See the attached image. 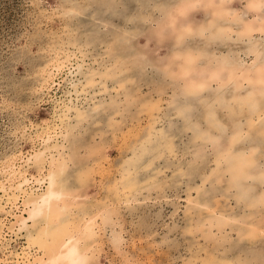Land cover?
I'll return each instance as SVG.
<instances>
[{
  "label": "rangeland",
  "instance_id": "374dc122",
  "mask_svg": "<svg viewBox=\"0 0 264 264\" xmlns=\"http://www.w3.org/2000/svg\"><path fill=\"white\" fill-rule=\"evenodd\" d=\"M209 2L0 0V264H43L58 243L46 235L38 246L33 236L54 226L75 235L91 216L85 264H264V85L253 81L264 68L254 20L264 3L254 13L247 0ZM245 24L255 28L251 42ZM233 69L249 70L254 86L228 81ZM254 103L262 115L248 112ZM52 173L62 193L53 219L24 228L26 198L44 194ZM23 177L29 183L16 191Z\"/></svg>",
  "mask_w": 264,
  "mask_h": 264
},
{
  "label": "bare ground",
  "instance_id": "6f19581e",
  "mask_svg": "<svg viewBox=\"0 0 264 264\" xmlns=\"http://www.w3.org/2000/svg\"><path fill=\"white\" fill-rule=\"evenodd\" d=\"M201 1V0H200ZM220 1V3L223 5L224 3H226L227 2V4H228V2H230V1H232V0H219ZM247 2H248V10L250 11V12H254V13H258V12H261V4H263L264 3V0H247ZM209 4H214V0H210V2H209ZM176 5V4H175ZM179 5V4H178ZM225 5V4H224ZM186 6V5H185ZM156 7V6H155ZM209 7V6H208ZM184 8H187V7H184ZM152 10H154V9H152ZM157 10H159V8L157 9ZM179 10H183V7H180L179 8ZM263 10V9H262ZM160 11H162V10H160ZM175 12H177L176 10H175ZM216 12V14L219 16V15H224V16H231L230 14H229V12H228V10H224V8H218V10H216L215 11ZM264 12V11H263ZM174 13V12H173ZM262 13V12H261ZM76 14V13H75ZM176 16V15H175ZM255 16V19L254 20H256V22L260 25V27H258V30L259 29H264V28H261V23L264 21V17H262V18H259L258 17V14H256V15H254ZM160 17V16H159ZM177 17V16H176ZM182 17H183V15H182ZM169 19V18H168ZM179 19H180V17H179ZM128 21V20H127ZM132 21V20H131ZM212 21V20H211ZM130 22V21H129ZM133 22V21H132ZM255 23V22H254ZM188 24V23H187ZM186 24V25H187ZM214 24V23H213ZM134 25V24H133ZM183 25V24H182ZM246 26H245V28H244V32L247 34V37L249 36L250 38L248 39L250 42H251V39L253 40V38L251 37L252 35H253V33H254V30H255V28L253 27V26H251L250 24H245ZM78 26V25H77ZM105 26V25H104ZM192 26V25H191ZM133 27H135V25L133 26ZM84 28V27H83ZM103 28V27H102ZM108 28V27H107ZM139 28V27H138ZM218 28H221L222 29V27H218ZM182 29V28H181ZM229 30V29H228ZM185 31V30H184ZM193 31H194V29H193ZM216 31H218V30H216ZM225 31V30H224ZM227 31V30H226ZM230 31V30H229ZM100 32V31H99ZM138 32V31H137ZM182 32V31H181ZM220 32V31H219ZM228 32V31H227ZM234 32V31H233ZM186 32H184V34H185ZM218 33V32H217ZM264 33V32H263ZM74 34V33H73ZM222 34H223V32H222ZM180 35V34H179ZM218 35V34H217ZM221 35V34H220ZM220 35H218V36H220ZM258 35H259V33H258ZM257 35V36H258ZM99 36V35H98ZM101 36V35H100ZM125 36V35H124ZM182 36V35H181ZM194 36H196V35H194ZM210 36V35H209ZM215 37V36H214ZM261 37H262V35H261ZM217 38V37H216ZM259 38V37H258ZM97 39H98V37H97ZM208 39V38H207ZM93 40V39H92ZM209 40V39H208ZM247 40V41H248ZM98 41H100V40H98ZM233 42V41H232ZM261 42V41H260ZM218 46V45H217ZM249 47V46H248ZM247 47V48H248ZM84 48V47H83ZM122 49V48H121ZM255 49V48H254ZM257 49V48H256ZM127 50V49H126ZM254 51V50H253ZM176 52V51H175ZM200 52H201V50H200ZM72 53V52H71ZM70 53V54H71ZM126 53H127V51H126ZM260 53V52H259ZM65 55V54H64ZM122 55H124V54H122ZM171 55V54H170ZM221 55V54H220ZM126 56V55H125ZM124 56V57H125ZM129 56V55H128ZM209 56V55H208ZM67 57V56H66ZM74 57V56H73ZM148 57V56H147ZM174 57V56H173ZM251 57V56H250ZM261 57V56H260ZM55 58V57H54ZM82 58V57H81ZM91 58V57H90ZM264 58V57H263ZM64 59V58H63ZM129 59V58H128ZM192 59V58H191ZM94 60V59H93ZM121 60H123V59H121ZM70 61V60H69ZM73 61V60H72ZM78 61V60H77ZM149 61H150V59H149ZM190 61V60H189ZM193 61V60H192ZM202 61V60H201ZM251 61V60H250ZM162 62V61H161ZM160 62V63H161ZM176 62V61H175ZM76 63V62H75ZM82 63V62H81ZM103 63V62H102ZM105 63V62H104ZM125 63V62H124ZM128 63V62H127ZM188 63V62H187ZM192 63V62H191ZM252 63V62H251ZM56 64V63H55ZM59 64H61V63H59ZM84 64V63H83ZM87 64V63H86ZM91 64V63H90ZM162 64V63H161ZM173 64V63H172ZM183 64V63H182ZM186 64V63H185ZM249 64V63H248ZM73 65V64H72ZM72 65H70V66H72ZM106 65V64H105ZM120 65L122 66V64L120 63ZM123 65H125V64H123ZM150 65V64H149ZM152 65V64H151ZM157 65V64H156ZM188 65V64H187ZM191 65V64H190ZM81 66H83V65H81ZM129 66V65H128ZM147 66V65H146ZM145 66V67H146ZM176 66H178L177 64H176ZM52 67V66H51ZM55 67H56V65H55ZM76 67V66H75ZM107 67V66H106ZM109 67V66H108ZM149 67H151V66H149ZM186 67H188V66H186ZM81 67H78V69H77V73H81L82 71H81V69H80ZM122 68V67H121ZM153 68V67H152ZM92 69V68H91ZM99 69V68H98ZM116 69V68H115ZM120 69V68H119ZM149 69V68H148ZM178 69V68H177ZM183 70L185 69V68H182ZM55 70V69H54ZM102 70V69H101ZM106 70V69H105ZM113 71H114V69H112ZM125 70V69H124ZM158 70V69H157ZM190 70V69H189ZM50 71V70H49ZM120 71V70H119ZM118 71V72H119ZM146 71V70H145ZM152 71H154V70H152ZM151 71V72H152ZM174 71V70H173ZM177 71V70H176ZM181 71V70H180ZM88 72V71H87ZM117 72V73H118ZM123 72V71H122ZM124 72H126V71H124ZM134 72V71H133ZM150 72V73H151ZM165 72H166V70H165ZM175 72V71H174ZM186 72V71H185ZM242 72V73H241ZM251 72V71H250ZM89 73V72H88ZM114 73V72H113ZM144 73V72H143ZM149 73V72H148ZM188 73V72H187ZM206 73V72H205ZM216 73L217 72H212V74H211V76H212V78H214L215 79V81L216 80H219V82H223V81H226L225 79H220L217 75H218V73H217V75H216ZM73 74V73H72ZM125 74V73H124ZM133 74V73H132ZM135 74V73H134ZM154 74V73H153ZM155 74H157V73H155ZM201 74V73H200ZM228 74V73H227ZM77 75V74H76ZM136 75V74H135ZM191 75V74H190ZM209 75V74H208ZM47 76V75H46ZM93 76H95V75H93ZM119 76V75H118ZM132 76V75H131ZM137 76V75H136ZM145 76V75H144ZM151 76V75H150ZM184 76V75H183ZM193 76V75H192ZM124 77V76H123ZM127 77V76H126ZM125 77V78H126ZM129 77V76H128ZM81 78V77H80ZM85 78V77H84ZM116 78V77H115ZM139 78V77H138ZM147 77H145V79H146ZM179 78V77H178ZM77 79V78H76ZM79 79V78H78ZM96 79V78H95ZM117 79V78H116ZM134 79H136V78H134ZM227 79H228V81L230 80L231 81V79H235V81L236 80H238V85H242L241 83H246L247 85H252V78L250 77V75H249V70H239V72L236 70V69H233L232 71H230V73H229V75H228V77H227ZM241 79H242V81H241ZM69 80H71V79H69ZM118 80V79H117ZM153 80H154V78H153ZM165 80V79H164ZM77 81V80H76ZM90 81H92V80H90ZM102 81V80H101ZM111 81H112V79H111ZM114 81V80H113ZM112 81V82H113ZM253 81H256V83L257 84H260V85H264V68H259L258 70H257V72H256V77L254 78V80ZM71 82V81H70ZM115 82V81H114ZM113 82V83H114ZM130 82H131V80H130ZM135 82V81H134ZM165 82V81H164ZM66 83V82H65ZM99 83H100V81H99ZM98 83V84H99ZM108 83H110V82H108ZM107 83V84H108ZM116 83H117V81H116ZM140 83V82H139ZM144 83V82H143ZM188 83V82H187ZM83 84V83H82ZM115 84V83H114ZM135 84H136V82H135ZM141 84V83H140ZM74 85V84H73ZM101 85V84H100ZM99 85V86H100ZM145 85V84H144ZM216 85V84H215ZM72 86V85H71ZM76 86V84L74 85V87ZM104 86V85H103ZM111 86V85H110ZM131 86V85H130ZM156 86V85H155ZM203 85L202 84H198V85H195L194 86V84H193V88H195V89H199V88H201ZM207 86V85H206ZM252 86H254V85H252ZM93 87V86H92ZM101 87V86H100ZM118 87H121V86H118ZM209 87V86H208ZM106 88V87H105ZM122 88V87H121ZM128 88V87H127ZM133 88V87H132ZM209 88H212V87H209ZM240 88V87H239ZM71 89V88H70ZM78 89V88H77ZM103 89V88H102ZM119 89V88H118ZM130 90H131V88H129ZM153 89V88H152ZM172 89V88H171ZM187 89V88H186ZM205 89V88H204ZM236 89H238V88H236ZM73 90V89H72ZM84 90V89H83ZM128 90V89H127ZM154 90V89H153ZM188 90V89H187ZM192 90V89H191ZM242 90V89H241ZM244 90V89H243ZM70 91V90H69ZM75 91V90H74ZM121 91V90H120ZM202 91H203V88H202ZM229 91V90H228ZM232 92H233V90H231ZM110 92V91H109ZM126 92V91H125ZM124 92V93H125ZM137 92V91H136ZM188 92V91H187ZM193 92V91H192ZM196 92H199V91H197L196 90ZM206 92H208V91H206ZM205 92V93H206ZM220 92H222V91H220ZM67 93H69V92H67ZM78 93V92H77ZM87 93V92H86ZM114 93V92H113ZM133 93H135V90H133ZM209 93V92H208ZM91 94V93H90ZM137 94V93H136ZM179 94V93H178ZM192 94V93H191ZM195 94V93H194ZM221 94V93H220ZM85 95V94H84ZM106 95H108V94H106ZM117 95V94H116ZM121 95V94H120ZM69 96H70V94H69ZM71 96H72V94H71ZM79 96V95H78ZM136 96V95H135ZM228 96V95H227ZM261 96H263V95H261ZM75 97V96H74ZM88 97V96H87ZM104 97V96H103ZM106 97V96H105ZM117 97V96H116ZM130 97H132V96H130ZM184 97H186V96H184ZM199 97V96H198ZM255 97V96H254ZM66 98V97H65ZM76 98V97H75ZM95 98V97H94ZM111 98V97H110ZM173 98V97H172ZM223 98V97H222ZM237 98V97H236ZM263 98H264V96H263ZM83 99V98H82ZM98 99V98H97ZM101 99V98H100ZM123 99V98H122ZM170 99V98H169ZM196 99V98H195ZM90 100V99H89ZM99 100V99H98ZM102 100V99H101ZM126 100V99H125ZM200 100V99H199ZM206 100V99H205ZM242 100V99H241ZM80 101V100H79ZM131 101V100H130ZM169 101V100H168ZM176 101V100H175ZM174 101V102H175ZM187 101V100H186ZM247 101V100H246ZM63 102V101H62ZM103 102V101H102ZM105 102V101H104ZM113 102V101H112ZM162 102V101H161ZM163 102H164V100H163ZM162 102V103H163ZM170 102V101H169ZM171 102H172V100H171ZM247 102H249V101H247ZM258 102V101H257ZM260 102V101H259ZM264 102V101H263ZM94 103V102H93ZM148 103V102H147ZM193 103V102H192ZM195 103V102H194ZM193 103V104H194ZM242 103V102H241ZM65 104V103H64ZM72 104V103H71ZM77 104V103H76ZM82 104V103H81ZM91 104V103H90ZM110 104V103H109ZM115 104H116V102H115ZM119 104V103H118ZM133 104H134V102H133ZM150 104V103H149ZM164 104V103H163ZM253 104V103H252ZM60 105V104H59ZM63 105V104H62ZM84 105V104H83ZM96 105H97V103H96ZM122 105V104H121ZM157 105H158V102H157ZM160 105V104H159ZM168 105V104H167ZM71 106V105H70ZM112 106V105H111ZM181 106H182V104H181ZM199 106V105H198ZM230 106V105H229ZM79 107V106H78ZM107 107H109V106H107ZM118 107V106H117ZM170 107H172V106H170ZM200 107V106H199ZM202 107V106H201ZM249 107H252V108H250L249 110H248V112L249 113H252V114H254L255 115V113L257 114V115H260L261 114V112H259V109H260V106H258V105H256V103H254V105L253 106H251V105H249ZM68 108V107H67ZM83 108V107H82ZM93 108V107H92ZM96 108V107H95ZM116 108V107H115ZM158 108V107H157ZM178 108V107H177ZM186 108V107H185ZM190 108V107H189ZM193 108V107H192ZM219 108H220V106H219ZM225 108V107H224ZM233 108L235 109V107L233 106ZM65 109V108H64ZM114 109V108H113ZM121 109V108H120ZM181 109V108H180ZM230 109H231V107H230ZM73 110V109H72ZM75 110V109H74ZM147 110H148V108H147ZM186 110V109H185ZM263 111H264V109H262ZM68 111H69V109H68ZM99 111V110H98ZM109 111H110V109H109ZM150 111V110H149ZM161 110H159V112H160ZM189 111V110H188ZM211 111V110H210ZM209 111V112H210ZM225 111V110H224ZM227 111V110H226ZM238 111H240V110H238ZM244 111V110H243ZM245 111H246V108H245ZM91 112V111H90ZM122 112V111H121ZM165 112V111H164ZM167 112V111H166ZM192 112H193V110H192ZM202 112V111H201ZM260 114H259V113ZM183 113H184V111H183ZM208 113V112H207ZM221 113V112H220ZM248 113V114H249ZM97 114V113H96ZM96 114H95V116H96ZM123 114V113H122ZM175 114H176V112H175ZM182 114V113H181ZM187 114V113H186ZM61 115V114H60ZM99 115V114H98ZM162 115V114H161ZM172 116H173V114H171ZM191 115V114H190ZM210 115V114H209ZM225 115V114H224ZM227 115V114H226ZM233 115V114H232ZM256 115V116H257ZM262 115V114H261ZM86 116V115H85ZM91 116V115H90ZM93 116V115H92ZM163 116V115H162ZM231 116V115H230ZM76 117V116H75ZM88 117V116H87ZM87 117L85 118V119H87ZM98 117V116H97ZM160 117V116H159ZM166 117V116H165ZM170 117V116H169ZM182 117H183V114H182ZM194 117V116H193ZM203 117V116H202ZM162 118V117H161ZM175 118V117H174ZM192 118V117H191ZM226 118V117H225ZM244 118V117H243ZM64 119V118H63ZM72 119V118H71ZM91 119H92V117H91ZM90 119V120H91ZM159 119V118H158ZM187 119V118H186ZM190 119V118H189ZM204 119V118H203ZM237 119V118H236ZM242 119V118H241ZM58 120V119H57ZM66 120V119H65ZM154 120V119H153ZM156 120H157V118H156ZM164 120V119H163ZM172 120V119H171ZM176 120V119H175ZM206 120V119H205ZM211 120H212V118H211ZM239 120V119H238ZM70 121V120H69ZM166 121V120H165ZM207 121V120H206ZM214 121V120H213ZM218 121V120H217ZM228 121V120H227ZM230 121V120H229ZM228 121V122H229ZM247 121H248V119H247ZM258 121H262V120H259L258 119ZM264 121V120H263ZM67 122V121H66ZM158 122V121H157ZM209 122V121H208ZM219 122V121H218ZM238 122V121H237ZM59 123V122H58ZM65 123V122H64ZM63 123V124H64ZM73 123H75L74 121H73ZM159 123V122H158ZM161 123V122H160ZM169 123V122H168ZM197 123V122H196ZM252 123V122H251ZM256 123V122H255ZM70 124V123H69ZM175 124V123H174ZM173 124V125H174ZM237 124V123H236ZM261 124H262V122H261ZM44 125V124H43ZM60 125H61V123H60ZM153 125V124H152ZM160 125V124H159ZM206 125L208 126L209 124H207V122H206ZM212 125V124H211ZM230 125V124H229ZM255 125V124H254ZM65 126V125H64ZM69 126V125H68ZM74 126H77L76 124H74ZM196 126V125H195ZM205 126V125H204ZM226 126V125H225ZM237 126V125H236ZM249 126H250V124H249ZM252 126H253V124H252ZM62 127V126H61ZM158 127V126H157ZM172 127V126H171ZM209 127V126H208ZM211 127L212 126H210V129H211ZM219 127V126H218ZM222 127V126H221ZM264 127V126H263ZM57 128V127H56ZM179 128V127H178ZM198 128V127H197ZM215 128H217V127H215ZM230 128V127H229ZM234 128V127H233ZM241 128V127H240ZM243 128V127H242ZM255 128H258V127H255ZM254 128V129H255ZM58 129V128H57ZM147 129V128H146ZM219 129H221V128H219ZM223 129V128H222ZM227 129V128H226ZM245 129H246V127H245ZM253 129V128H252ZM253 129V130H254ZM264 129V128H263ZM51 130V129H50ZM114 130H115V128H114ZM179 130V129H178ZM181 130V129H180ZM234 130V129H233ZM240 130V129H239ZM251 130V129H250ZM258 130V129H257ZM53 131V130H52ZM104 131H106V130H104ZM153 131V130H152ZM170 131V130H169ZM176 131V130H175ZM215 132H217L216 131V129L214 130ZM231 131V130H230ZM236 131H238V130H236ZM48 132V131H47ZM65 132V131H64ZM74 132V131H73ZM76 132V131H75ZM239 132V131H238ZM253 132V131H252ZM255 132V131H254ZM55 133V132H54ZM59 133V132H58ZM67 133V132H66ZM202 133H204L205 134V132H203L202 131ZM221 133V132H220ZM231 133V132H230ZM246 133V132H245ZM250 133V132H249ZM39 134V133H38ZM43 134V133H42ZM47 134H49V133H47ZM151 134V133H150ZM186 134V133H185ZM216 134H218V133H216ZM60 135V134H59ZM177 135V134H176ZM182 135V134H181ZM181 135H180V137H181ZM231 135H233V134H231ZM47 136V135H46ZM164 136V135H163ZM201 136V135H200ZM247 136H249V135H247ZM258 136V135H257ZM40 137H42V136H40ZM239 137H240V135H239ZM48 139H46L45 141H49V140H51L52 141V139L50 138V137H47ZM63 138V137H62ZM197 138V137H196ZM206 138V137H205ZM242 138V137H241ZM56 139V138H55ZM198 139V138H197ZM208 139V138H207ZM211 139H212V137H211ZM216 139H218V138H216ZM235 139H237V138H235ZM42 140V139H41ZM206 140V139H205ZM230 140V139H229ZM239 140V139H238ZM237 140V141H238ZM243 140V139H242ZM209 141V140H208ZM253 141V140H252ZM251 141V142H252ZM62 142H63V140H62ZM62 142H60V143H62ZM125 142V141H124ZM177 142V141H176ZM254 142V141H253ZM44 143H46V142H44ZM53 143V142H52ZM70 143V142H69ZM204 143V142H203ZM242 143V142H241ZM263 143V142H262ZM42 144H43V142H42ZM59 144V143H58ZM64 144V143H63ZM67 144H68V142H67ZM163 144V143H162ZM188 144V143H187ZM201 144H202V142H201ZM208 144V143H207ZM238 144V143H237ZM246 144V143H245ZM257 144V143H256ZM255 144V145H256ZM57 145V144H56ZM148 145V144H147ZM182 145V144H181ZM190 145V144H189ZM193 145H194V143H193ZM252 145V144H251ZM250 144H247V146L248 147H250L251 146ZM41 146V145H40ZM47 146V145H46ZM168 146V145H167ZM205 146V145H204ZM243 145H241V147H242ZM258 146V145H257ZM256 146V147H257ZM61 147V146H60ZM172 147V146H171ZM209 147V146H208ZM211 147H212V145H211ZM248 147H247V149H248ZM252 150H250V151H252V153L253 154H259V153H257V151H259V149L258 148H256L255 146H253L252 145ZM263 147V146H262ZM154 148H155V146H154ZM169 148V147H168ZM180 148V147H179ZM202 148V147H201ZM226 148V147H225ZM236 148V147H235ZM158 149V148H157ZM161 149V148H160ZM174 149V148H173ZM182 149V148H181ZM185 149V148H184ZM237 149V148H236ZM246 149V151H244V150H242L241 152H238V153H244L242 156H246L249 152H248V150ZM49 150V149H48ZM53 150V149H52ZM51 150V151H52ZM69 150V149H68ZM177 150V149H176ZM191 150V149H190ZM207 150V149H206ZM238 150V149H237ZM38 151V150H37ZM50 151V150H49ZM62 151H64V150H62ZM61 151V152H62ZM167 151V150H166ZM183 151V150H182ZM185 151H186V149H185ZM227 151V150H226ZM159 152H161V151H159ZM170 152V151H169ZM192 152H194V151H192ZM191 152V153H192ZM212 152V151H211ZM211 152H209V153H211ZM247 154H246V153ZM74 153V152H73ZM133 153V152H132ZM141 153V152H140ZM205 153V152H204ZM213 153V152H212ZM237 152L235 151V154H236ZM41 154V153H40ZM55 154V153H54ZM136 154H138V152L136 153ZM183 154H185V153H183ZM189 154V153H188ZM197 154V152H195V155ZM214 154V153H213ZM221 154V153H220ZM262 154H263V152H262ZM64 155V154H63ZM63 155H61V156H63ZM134 155V154H133ZM40 156V155H39ZM55 156V155H54ZM53 156V157H54ZM60 156V157H61ZM65 156V155H64ZM164 156V155H163ZM197 156L199 157V155L197 154ZM222 156H224V155H222ZM228 156V155H227ZM248 156V155H247ZM246 156V157H247ZM135 157H137V156H135ZM142 157V156H141ZM144 157H146V156H144ZM148 157V156H147ZM168 157V155L166 156V158ZM250 159L249 160H247V159H245V162H247L248 161V164L249 163H253V161H255V160H253V159H251V153H250ZM256 157V156H255ZM35 158V157H34ZM37 158V157H36ZM57 158H59V157H57ZM222 158V157H221ZM224 158V157H223ZM260 158V157H259ZM13 159V158H12ZM40 159V158H39ZM60 159V158H59ZM138 159V158H137ZM162 159V158H161ZM165 159V158H164ZM231 159V158H230ZM256 159H258L257 157H256ZM26 160V159H25ZM30 160H31V158H30ZM40 160H42V159H40ZM40 160H39V162H40ZM55 160V159H54ZM130 160V159H129ZM166 160V159H165ZM236 161H237V159H235ZM244 160V159H243ZM34 161V160H33ZM33 161H32V163H33ZM60 161V160H59ZM133 161V160H132ZM168 161V160H167ZM223 161V160H222ZM259 161V160H258ZM10 162H11V160H10ZM37 162V161H36ZM127 162V161H126ZM224 162V161H223ZM53 163V162H52ZM66 163V162H65ZM201 163V162H200ZM232 163V162H231ZM41 163H39V165H40ZM48 164V163H47ZM58 164V163H57ZM127 164V163H126ZM238 164V163H237ZM264 164V163H263ZM42 165V164H41ZM68 165V164H67ZM163 165V164H162ZM165 165V164H164ZM167 165H168V163H167ZM241 165V164H240ZM247 165V164H246ZM250 165H252V164H250ZM10 166V165H9ZM29 166V165H28ZM44 167H45V165H43ZM50 166V165H49ZM55 166V165H54ZM203 166V165H202ZM244 166V165H243ZM260 166V165H259ZM12 167H13V164H12ZM35 167H37V166H35ZM52 167V166H51ZM166 167V166H165ZM192 167V166H191ZM237 166H235V168H236ZM47 168V167H46ZM136 168V167H135ZM202 168V167H201ZM241 168V167H240ZM263 168V167H262ZM10 169V168H9ZM56 169H58V168H56ZM64 169V168H63ZM226 169V168H225ZM238 169V168H237ZM248 169V168H247ZM14 170V169H13ZM12 170V171H13ZM19 170V169H18ZM23 170V169H22ZM38 170H40V169H38ZM65 170V169H64ZM72 170V169H71ZM136 170V169H135ZM228 170V169H227ZM245 170V169H244ZM244 170H241V169H238V172H239V174L241 175V176H243V171ZM249 170V169H248ZM8 171V170H7ZM37 171V170H36ZM51 171V170H50ZM59 171H62V170H59ZM70 171V170H69ZM126 171H127V169H126ZM133 171V170H132ZM231 171V170H230ZM9 172V171H8ZM18 172V171H17ZM55 172V171H54ZM134 172V171H133ZM141 172V171H140ZM15 173V172H14ZM42 173V172H41ZM63 173V172H62ZM128 173V172H127ZM143 173V172H142ZM64 174V173H63ZM68 174V173H67ZM236 174H237V172H236ZM249 174V173H248ZM12 175V174H11ZM17 175V174H16ZM43 175H45V174H43ZM136 175V174H135ZM142 175V174H141ZM145 175V174H144ZM264 175V174H263ZM23 176V175H22ZM26 176V175H25ZM58 176V175H57ZM55 174H51L50 176H49V178H48V187H47V190H46V192L44 193V194H42L41 193V195L38 197L37 196V198H34L33 200H31V199H27L26 198V204L28 205L27 207V214H28V216L23 220V221H21V225L25 228L26 227V222H28V220H31V221H35V220H37L38 218H47V219H53L52 218V215H53V213H54V210H53V207L54 206H52L53 205V203H56V204H58V201H59V199H61V197H62V193L60 192V191H57L56 189H55V187H57V184L59 183H57L56 182V177H57ZM60 176V175H59ZM126 176V175H125ZM246 176H249V175H246ZM9 177V176H8ZM19 177V176H18ZM42 177V176H41ZM44 177V176H43ZM144 177V176H143ZM233 177V176H232ZM25 177H23V179H24ZM29 178V177H28ZM46 178H47V176H46ZM18 179V178H17ZM36 179H38V178H36ZM41 179V178H40ZM60 179V178H59ZM124 179H125V177H124ZM128 179V178H127ZM145 179V178H144ZM234 179V178H233ZM136 180V179H135ZM134 180V181H135ZM247 180H248V178H247ZM18 181V180H17ZM41 180H39V181H36V182H40ZM126 181V180H125ZM141 181V180H140ZM144 181V180H143ZM20 182V181H19ZM128 182V181H127ZM132 182H133V180H132ZM237 183L236 184H241V185H243V182H239L238 180L236 181ZM239 182V183H238ZM249 182V181H248ZM29 182H28V179H24L22 182H20L19 183V185L16 187V191H19V192H22V186L24 187V185L25 184H28ZM47 183V182H46ZM65 183H67V182H65ZM135 183V182H134ZM234 183V182H233ZM61 184V183H60ZM113 184V183H112ZM115 184V183H114ZM59 185V184H58ZM118 185V184H117ZM127 185H130V184H128L127 183ZM142 185H144V184H142ZM146 185V184H145ZM11 186V185H10ZM38 186H39V184H38ZM43 186V185H42ZM45 186L46 185H44V188H45ZM64 186H66L65 184H64ZM112 186V185H111ZM131 186V185H130ZM135 186V185H134ZM235 186V185H234ZM116 187H118V186H116ZM120 187V186H119ZM126 187V186H125ZM137 187V186H136ZM136 187H135V189H136ZM232 187V186H231ZM10 188V187H9ZM38 188V187H37ZM58 188V187H57ZM145 188V187H144ZM1 189H4V187H2ZM14 189V188H13ZM59 189V188H58ZM64 189V188H63ZM134 189V190H135ZM139 189H140V187H139ZM29 190V189H28ZM45 190V189H44ZM65 190V189H64ZM144 190V189H143ZM142 190V191H143ZM7 191V190H6ZM12 191V190H11ZM36 191V190H35ZM61 191H62V189H61ZM28 192V191H27ZM66 192V191H65ZM139 192H141V191H139ZM147 192V191H146ZM3 193H4V191H3ZM23 193H25L26 194V192L25 191H23ZM22 193V194H23ZM127 193V192H126ZM135 193V192H134ZM138 193V192H137ZM136 193V194H137ZM142 193V192H141ZM29 194H30V192H29ZM11 195V194H10ZM13 195V194H12ZM122 195V194H121ZM15 196V195H14ZM8 197V196H7ZM6 197V198H7ZM28 198H29V196H27ZM32 197V196H31ZM34 197H35V195H34ZM124 197V196H123ZM11 198V197H10ZM13 198V197H12ZM16 198V197H15ZM83 199V198H82ZM81 199V200H82ZM251 199V198H250ZM253 199V198H252ZM6 200V199H5ZM63 200V199H62ZM87 200H89V198L87 199ZM12 201V200H11ZM24 201V202H25ZM64 201V200H63ZM251 201V200H250ZM65 203V202H64ZM76 203V202H75ZM63 204V203H62ZM88 204V203H87ZM254 204V203H253ZM100 206V205H99ZM4 207V206H3ZM1 208V207H0ZM93 208V207H92ZM62 209V208H61ZM2 210V209H1ZM58 210V209H57ZM71 210V209H70ZM85 210V209H84ZM204 210V209H203ZM77 211V210H76ZM64 212V211H63ZM67 212V211H66ZM1 213V212H0ZM26 213V212H25ZM60 213V212H59ZM80 213H83L82 212V210H78L77 212H74V218H76L77 217V215L79 214L80 215ZM89 214V213H88ZM60 215H63V214H60ZM71 215V214H70ZM57 216V215H56ZM85 216H86V214H85ZM95 216V215H94ZM21 217V216H20ZM70 217V216H69ZM61 219H62V221H64V217H60ZM66 218V217H65ZM67 218H68V216H67ZM66 218V219H67ZM72 218V217H71ZM88 218V217H87ZM103 218V217H102ZM65 219V220H66ZM223 219V218H222ZM56 220V219H55ZM59 220V219H58ZM72 220V219H71ZM78 220V219H77ZM81 220V219H80ZM98 220V219H97ZM47 221V220H46ZM59 221H61V220H59ZM68 221V220H67ZM81 221H83V220H81ZM94 221H95V219H94V217H89L88 218V220L87 221H85L84 222V225H83V229H84V231H79V229L77 228V233H75V235H70V233H69V231H65V229H63V228H59V227H57L58 229H55V226H54V230H52L51 231V229H50V231L47 229V228H45L38 236H36V238H34V236H33V239L31 240L33 243H37L38 244V246L39 245H41V246H43V247H45V245H44V239H43V236H46V235H49V236H52V241H53V244H52V246H50V247H53L54 245H55V247H56V244L58 243V246L56 247V248H54V250L52 249V250H50L51 251V253H50V256L48 257V259L45 261L44 260V262H43V264H85V261H86V255H85V242L87 241V239L88 238H90V236H93V229H92V226L94 225L93 223H94ZM110 221V220H109ZM38 222V221H37ZM36 221H35V223H37ZM49 222V221H48ZM73 222V221H72ZM76 222V221H75ZM99 222V221H98ZM204 222V221H203ZM224 221H221V222H218V223H223ZM33 223V222H32ZM57 223V222H56ZM69 223V222H68ZM250 223V222H249ZM37 224H39V223H37ZM43 224V223H42ZM51 224V223H50ZM58 225H60V223H57ZM83 224V223H82ZM100 224V223H99ZM211 225H212V223H210ZM215 224V223H214ZM18 225V224H17ZM33 225V224H32ZM44 225H46V223H44ZM49 225V224H48ZM47 225V226H48ZM54 225V224H53ZM78 225H79V223H78ZM111 225V224H110ZM201 225H204V224H201ZM228 225V224H227ZM57 226V225H56ZM63 226V225H62ZM101 226V225H100ZM208 226V225H207ZM214 226H217V224H215V225H213L212 227H214ZM235 226V225H234ZM20 228H21V226H19ZM19 227H17V228H19ZM74 227V226H73ZM103 227V226H102ZM30 228H31V226H30ZM44 228V227H43ZM66 228V227H65ZM68 228V227H67ZM81 228V227H80ZM70 229V228H69ZM72 229V228H71ZM103 229V228H102ZM190 229V228H189ZM21 230V229H20ZM199 230H201V229H199ZM207 230V229H206ZM18 231V230H17ZM34 231V230H33ZM103 231V230H102ZM102 231H101V233H102ZM203 231H204V229H203ZM36 232V231H35ZM31 233V232H30ZM37 233V232H36ZM73 233V232H72ZM33 234H34V232H33ZM211 234V233H210ZM31 235H32V233H31ZM65 236V237H64ZM252 236V235H251ZM99 237V236H98ZM30 238H32V236H30ZM47 238V237H46ZM93 239V238H92ZM96 238H95V243H97L96 242ZM26 241V240H25ZM89 242V241H88ZM87 242V243H88ZM49 244H50V242H48ZM47 243V244H48ZM84 243V244H83ZM29 245V244H28ZM90 246V245H89ZM92 246V245H91ZM101 246V245H100ZM31 247V246H30ZM42 248V247H41ZM49 249H51V248H49ZM94 249V248H93ZM41 250V249H40ZM20 251H22V250H20ZM43 251V250H42ZM25 255V254H24ZM46 255H49V254H47L46 253ZM43 256H45V255H43ZM26 257V256H25ZM42 257V256H41ZM28 258H30V257H28ZM39 258V257H38ZM40 259V258H39ZM220 260V259H219ZM38 261V260H37ZM223 261V260H222ZM230 261V260H229ZM27 263H28V260L26 261ZM25 262V263H26ZM34 262V261H33ZM39 263V262H38ZM41 263V262H40ZM24 264V263H23ZM229 264V263H228ZM240 264V263H239Z\"/></svg>",
  "mask_w": 264,
  "mask_h": 264
}]
</instances>
